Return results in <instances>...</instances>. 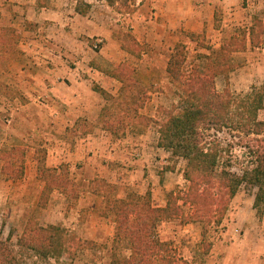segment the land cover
<instances>
[{"label":"rangeland","instance_id":"rangeland-1","mask_svg":"<svg viewBox=\"0 0 264 264\" xmlns=\"http://www.w3.org/2000/svg\"><path fill=\"white\" fill-rule=\"evenodd\" d=\"M89 1L90 3L79 0L76 6L80 4L82 8H85L86 4H90L89 11L83 15L100 16L103 18L102 24H106L105 20L108 19L113 40L108 46V54L113 52L116 56L115 60L108 59V66H105L102 59H97L96 67L104 71L105 68L111 69L112 66L121 62H130L136 73L141 76L139 79L151 91V99L144 107H147L148 110L143 108L142 112L155 118L158 117L160 107H171L179 101L178 88L171 82L167 73L168 61L177 43L186 45L187 62L185 68L188 71L196 64L204 65L206 59L202 55L211 54L214 50H217L226 34L233 32L237 27L250 26L255 15L264 16V0H240V11L231 9L230 13H225L222 8L216 10L214 26L217 30L221 28L223 30L212 32L206 29L202 33H197L201 34L198 37L200 43L197 40L191 42L192 40L185 34L188 31H182L179 41L173 43L171 47L166 46L161 55H155L148 51L155 50L157 47L155 49L151 46L148 48V46L146 47L140 43L132 26V15L138 9L137 0H130L129 9H119L110 5L107 0ZM66 14L71 15L72 12L68 10ZM71 21L69 18L68 22ZM218 22L220 26L216 27ZM66 25H64V29L67 32L71 31L70 23H66ZM0 26H11L20 31L19 48L23 52L19 56L20 58H7L0 65V233L2 238H11L18 251V264H109L115 251L123 255L129 254L128 248L123 245L116 246L114 237L110 235L112 229L110 230L108 225L109 212L106 208L105 195H103L107 187L100 185L98 187L100 192H94L92 190L93 182L100 179L105 183L113 184L115 186L113 195L117 198H124L132 192L143 195L150 191L153 202L156 205L164 206L167 203L170 191L184 190L188 185V181L184 176L186 160L161 146L159 153L150 156H148V151L144 152L142 149L132 151L131 159L133 160L141 159L144 162H147L148 158L153 160L157 165V171L160 174L158 175L161 178L165 171H169L168 169L176 172L180 179L182 177V182L178 183L180 187L170 191L160 190L155 194V191L150 187L141 193L140 183H136L135 187L127 192L125 196L119 197L117 195L118 183L109 181L105 177L96 176L89 183L84 182L80 176L81 168L76 166L74 161L68 159V156L63 161H57L50 156L51 150L56 147V142L46 140L38 133V123L41 119L38 113L39 107L33 108V110L21 109L22 103L26 102L27 98L23 90L18 87V84L22 80L27 81L28 79L24 78L28 74L24 70L32 67L30 66V56L21 47L23 31L13 24L0 23ZM37 29L38 26L35 23L26 21L25 30L37 31ZM127 33L132 34L141 44L140 55L132 54L122 48L123 39ZM90 40L93 41L92 47L96 52L103 49V36H95ZM121 50L125 51L124 54ZM232 57L239 66L228 75L222 74L216 78V86L219 91L230 89L235 94H244L250 92L254 87L264 85V43L254 48L249 46L245 51L235 52ZM31 60L37 68L44 66V62L41 60L38 64L34 62V59ZM73 61L75 59H69L71 63L69 64L75 66ZM13 62H16L17 65L14 66ZM152 63L157 65L154 68L149 67L152 66ZM118 84H120L118 93L111 92L114 95L120 93L121 82L119 81ZM96 86L101 87L97 83L93 84L94 89ZM102 97L104 96L102 95ZM104 99L107 101L106 104L111 103L105 97ZM30 115L33 120H31ZM35 115L40 119H35ZM259 117L264 119V110L259 112ZM32 121L35 122L36 130H34ZM16 130L17 133L23 136L22 140L15 141L13 139ZM211 134L218 136L226 148L222 160L231 162L229 168L233 172L243 174L245 169L252 167L254 157L249 148L245 146L250 142L249 138L228 129L220 131L213 129ZM80 135L82 134L78 130L77 133L68 132L66 137L73 145L75 137ZM114 137L118 139L117 143L120 144L121 149L136 144L137 147L142 148V143L159 146L160 133L158 126L152 123L142 129L139 127L131 128L125 134ZM261 137L264 138V134L259 136V138ZM252 143L256 144L258 142L252 141ZM259 143L262 144V142ZM15 146L23 148L26 152L25 171L22 177L8 178L3 170L5 162L3 156L6 155L5 152ZM147 149L149 148L147 147ZM40 159H43L49 167L61 169L60 171L66 169L73 185H69L66 192L55 188L47 191L45 188L46 182L38 176L37 172ZM139 162L142 164V161ZM117 164L126 169V172L122 170L124 173L119 171L123 175L122 177L129 180L133 178L130 176V171L136 169L135 166H129L127 162L123 163L121 161ZM145 164L147 165V163ZM138 170L142 171L140 167ZM131 180L138 182L136 180L140 179L137 176L136 179ZM84 191H88L89 194L95 197L88 198L87 204L89 205L79 211L81 214L80 219L76 206ZM257 192V187L244 183L234 198L230 200L222 222L219 224L213 223L209 226L205 242L203 241V225L201 223L183 224L179 220H173L159 227L160 234L163 238L170 239L177 251L194 264H264V203L261 211L255 209L254 201ZM97 196L104 198L103 205H97ZM92 205L93 207H90ZM92 215L97 218H92ZM74 216H78L79 223L73 219ZM30 218H35L42 226L61 225L69 235H75L77 239L83 241L84 245L74 248L71 254L64 253L62 256L48 258L37 255L33 250L21 248L18 245V240L24 233ZM71 220H74L73 223ZM93 224H100L99 226L102 229L94 228ZM114 231H116V223Z\"/></svg>","mask_w":264,"mask_h":264},{"label":"trees","instance_id":"trees-1","mask_svg":"<svg viewBox=\"0 0 264 264\" xmlns=\"http://www.w3.org/2000/svg\"><path fill=\"white\" fill-rule=\"evenodd\" d=\"M107 1L119 9L130 8V0ZM86 5L82 8L78 4L76 10L86 14L90 4ZM219 26V22L216 23V27ZM185 34L200 43L198 37L201 34ZM20 37L18 29L0 26V65L7 58L17 59L23 54L19 48ZM263 43V15H255L250 26L237 27L228 33L217 50L202 55L206 59L204 65L196 64L188 71L185 68L186 45L177 43L169 58L167 73L178 88L179 101L171 107H160L157 118L142 112L151 99V91L137 77L130 62L105 68L108 75L121 82L120 93L114 95L96 86L95 90L111 103L104 105L97 123L80 118L70 131L77 133L80 130L85 135L99 126L119 136L131 128L142 129L155 123L160 133L159 146L186 160L184 176L188 181L186 189L168 193L164 206L153 202L150 191L143 195L132 192L124 198H117L113 195V184L100 179L93 182L94 192H100V185L107 187L103 195L108 212L115 216L114 243L129 250L127 255L115 251L109 264H194L177 251L170 239L161 236L159 227L173 220L183 224L201 223L205 242L209 226L222 222L230 200L244 183L258 188L254 207L261 211L264 203V138L259 136L264 134V119H260L259 112L264 110V85L244 94H235L230 89L219 91L216 78L228 75L239 66L233 60V53ZM122 48L135 55L141 54V44L130 33L125 35ZM213 129H228L249 138L250 142L245 146L254 157L252 167L245 169L243 174L233 172L229 168L231 162L222 160L226 148L218 136L211 134ZM252 141L258 143L251 144ZM5 153L3 170L7 177H22L25 150L15 146ZM60 170L47 166L43 159L38 161V176L46 182L47 191L55 188L66 192L72 184L69 172ZM18 245L48 258L71 254L84 242L69 235L61 225L42 226L35 218H30ZM18 263V251L11 238L3 239L0 233V264Z\"/></svg>","mask_w":264,"mask_h":264},{"label":"crops","instance_id":"crops-1","mask_svg":"<svg viewBox=\"0 0 264 264\" xmlns=\"http://www.w3.org/2000/svg\"><path fill=\"white\" fill-rule=\"evenodd\" d=\"M78 1L0 0V23L17 25L23 31L21 47L29 54L32 66L24 70L28 73L24 76L28 78L27 81L22 80L18 84L27 98L21 109L33 110L39 107L41 119L37 115L34 116L35 119H40L38 133L44 139L56 142L50 156L57 161H63L68 156V159L81 168L80 176L84 182L89 183L96 176L105 177L118 183L119 197L125 196L136 183H140L141 193L150 187L155 194L160 190L170 191L180 187L178 183L182 182V177L180 179L173 170L168 169L169 171H165L161 178L153 160L148 158L147 162H144L141 159H131L132 151L137 149L148 151V156L159 153L161 150L158 145L142 143V148L136 144L121 149L117 143L118 139L98 126L93 132L75 137L73 145L68 141L66 134L71 133L69 130L77 120L86 118L97 123L102 108L107 103L93 88V84L97 83L112 93H118L120 86L117 79L96 67L97 59H102L105 66H108V59L111 61L116 59L113 52L108 54V46L113 42L108 19L105 20L106 24H102L103 18L100 16L81 14L76 10ZM85 2L90 3L89 0ZM137 5L138 9L132 15L134 32L140 43L146 47L151 46L154 49L157 47L148 51L155 55H161L166 46L171 47L173 43L179 41L182 31L202 33L206 29L212 32L223 30V28L217 30L214 26L218 8H222L225 13H230L231 9L240 11V0H137ZM68 10L72 12L71 15L66 14ZM69 18L71 22H68ZM26 21L35 23L38 26L37 31L25 30ZM66 23H70L72 27L69 32L64 29ZM95 36L104 38L103 49L100 52H96L92 47L93 41L90 39ZM121 51L124 54L125 51ZM145 56L146 54L144 59ZM31 59L37 64L41 60L44 66L35 67ZM69 59H75L73 61L75 66L70 65ZM13 64L17 65L16 62ZM156 65L152 63L149 67L154 68ZM136 75L138 78L141 77L139 73ZM144 109L148 110L147 107ZM30 118L33 120L31 115ZM32 124L34 126L35 122ZM15 133L13 137L15 141L23 139L17 130ZM66 149L67 153L64 152ZM120 161L136 167L130 171V176L133 177L130 178L136 179L138 176L140 179L136 180L138 182L122 177L120 172L122 170L126 172V169L117 164ZM139 161H142V164ZM139 167L142 171L138 170ZM123 171L121 173H124ZM83 193L76 206L80 219L79 211L89 205L88 198L95 197L88 191ZM97 198V205H103L104 198L98 196ZM78 216L73 218L77 223ZM94 217L96 216L92 215V218ZM99 225L93 224V227L102 229ZM108 225L110 230L112 229L110 235L114 237L115 216L111 213L108 214Z\"/></svg>","mask_w":264,"mask_h":264}]
</instances>
